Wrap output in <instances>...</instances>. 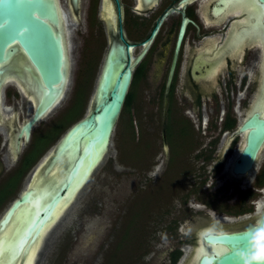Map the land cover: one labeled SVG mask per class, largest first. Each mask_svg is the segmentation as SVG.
<instances>
[{"label":"flooded vegetation","instance_id":"obj_1","mask_svg":"<svg viewBox=\"0 0 264 264\" xmlns=\"http://www.w3.org/2000/svg\"><path fill=\"white\" fill-rule=\"evenodd\" d=\"M66 4L78 22L75 31L83 46L93 40L108 45L105 58L111 48H123L132 71L127 95L133 138L145 137L144 149L150 150L152 135L159 136L161 156L148 172L158 167L156 177L168 180L164 191L176 198L173 213L164 211L167 217L127 248L126 255L118 256L122 258L116 264H199L202 258H221L229 246L207 237L243 232L264 218V137L251 167L234 173L249 133L264 130L263 4L260 0H66ZM66 27L74 30L67 21ZM7 67L0 64L5 70L0 74V211L31 181L33 186L51 176L52 170L46 172L56 153L55 134L45 141L51 124L40 127L44 118L25 140L23 126L35 106L19 80H8ZM137 86L144 88L143 100L152 109L149 116L159 120L156 127L137 126L139 90L133 96ZM254 117L261 125L247 123Z\"/></svg>","mask_w":264,"mask_h":264},{"label":"water","instance_id":"obj_2","mask_svg":"<svg viewBox=\"0 0 264 264\" xmlns=\"http://www.w3.org/2000/svg\"><path fill=\"white\" fill-rule=\"evenodd\" d=\"M260 2L264 13V0ZM247 34H250L249 30ZM68 39L66 20L59 0H0V64H8V80H19V86L31 95L35 106L32 118L23 126L26 141L31 127L45 118L64 97L70 69ZM4 72L0 70V74ZM131 75V66L125 62L123 48H111L100 69L91 109L67 130L55 146L53 164L65 150L70 149L73 158L70 160L66 155V165L61 167L56 183L45 178L38 189L30 185L0 219L2 233L13 224L19 211L24 207L30 209L29 212L23 210L26 217L14 227L13 235L18 233L10 245L13 253L4 264L17 263L19 256L22 261L23 252L36 241L40 231L50 221L57 204L68 199L74 181L85 178L103 148H106L105 156L129 91ZM247 123L252 126L261 125L255 117ZM263 137L264 130L261 128L249 133L240 162L234 167L235 174H243L251 167ZM260 228H264V218L258 226L246 231L209 236L207 239L228 245L229 240L250 237L248 249L254 243L255 250L259 251L257 259L260 260L264 259V232H259ZM2 241L0 234V245ZM230 253L229 247V251L221 258H202L199 264H237L238 259H233Z\"/></svg>","mask_w":264,"mask_h":264},{"label":"rangeland","instance_id":"obj_3","mask_svg":"<svg viewBox=\"0 0 264 264\" xmlns=\"http://www.w3.org/2000/svg\"><path fill=\"white\" fill-rule=\"evenodd\" d=\"M60 2L65 20L74 30H68L70 69L64 98L40 126L51 124L46 129L45 141L58 131L53 147L91 109L108 50V45L100 46L94 40L83 46L82 38L75 31L78 22L72 19L66 0ZM80 22L83 23V19ZM138 87L133 93L134 96L139 90L135 109L137 126L156 127L159 120L149 116L152 109L143 100L144 88ZM132 119V111L123 107L107 153L51 228V244L48 248H44V244L36 264H116L117 258H122L118 256L126 255L127 248L145 238V232H150L161 218L167 217L164 211L173 213L176 198H170L164 191L167 178L156 177L158 167L148 172L154 160L161 156L159 136L153 134V145L145 150V137L138 141L133 138ZM22 192L8 198L0 211V219Z\"/></svg>","mask_w":264,"mask_h":264},{"label":"bare ground","instance_id":"obj_4","mask_svg":"<svg viewBox=\"0 0 264 264\" xmlns=\"http://www.w3.org/2000/svg\"><path fill=\"white\" fill-rule=\"evenodd\" d=\"M107 12H108V15L111 16L110 10H108ZM219 18H220V16H219ZM105 150H106V148H103L102 149L101 153L99 154V159L95 162V164L89 170V172L85 176V178L82 179V180H79L78 179V180L74 181V183L70 187V188H72V190H71V193L68 195V199L65 202H62V203H58L57 204V206L55 207V209L52 212L50 221L40 231V233L37 236L36 241L33 244H31L29 247H27L25 249V251L23 252L22 261L20 262V256H19L17 258V260H16L17 263L14 262L13 264H36V263L39 262V259L41 257V255H39L40 254V251L41 250H44V248H48L49 245L51 244V240H50V238H52L51 237V234H52L51 228L60 219V217H62V215L65 212V210L75 200V198H76L77 194L79 193V191L85 186V184L88 181V179L90 178L91 174L94 172V170L96 169V167L99 165V163L103 159ZM66 155L68 156L69 159L70 158H73V152L70 149L69 150H65V151H63L59 155L58 159L54 162V164H52V167L49 169V171L52 170L51 176L48 177V179L51 180L50 181L51 183H56L57 178H59L58 177V173L60 172L61 167L64 168V165H66V162H67ZM59 163H61L62 165L61 164L59 165ZM37 173H38V171L36 172V174ZM36 174H35V178L37 177ZM44 179L45 178H41L40 180H38L37 182H35V184H33V186H35L36 189L40 188V185H41V183H42V181ZM33 181H34V179H33ZM32 183L33 182L31 181V183L29 184V186L32 185ZM23 210H26L27 212H29L30 209L29 208L27 209L26 207H24ZM23 210L19 211V213H18L15 221L13 222V224L11 226L7 227V229H5L2 233H0L2 235V238H3V241H2V243L0 245V264H4V262L7 261L12 256V253L13 252H12V249H11V246L10 245L13 243V241H14L15 237L17 236V233H18V232H16L13 235L14 227L18 225V223L21 221L22 218L26 217V213L23 212ZM24 220H26V218ZM4 243H8V244L5 245ZM44 244H46V245L43 248Z\"/></svg>","mask_w":264,"mask_h":264},{"label":"clouds","instance_id":"obj_5","mask_svg":"<svg viewBox=\"0 0 264 264\" xmlns=\"http://www.w3.org/2000/svg\"><path fill=\"white\" fill-rule=\"evenodd\" d=\"M259 232H264V228L258 229ZM255 239V234L253 235V240ZM256 246L251 243L250 249L247 251H240L238 253L237 264H264V259H257V254L259 251L255 250Z\"/></svg>","mask_w":264,"mask_h":264},{"label":"snow or ice","instance_id":"obj_6","mask_svg":"<svg viewBox=\"0 0 264 264\" xmlns=\"http://www.w3.org/2000/svg\"><path fill=\"white\" fill-rule=\"evenodd\" d=\"M251 238L250 237H242L239 240H229L228 246L231 249L230 255L233 257V259H238V253L240 251H247L248 245L250 244Z\"/></svg>","mask_w":264,"mask_h":264},{"label":"trees","instance_id":"obj_7","mask_svg":"<svg viewBox=\"0 0 264 264\" xmlns=\"http://www.w3.org/2000/svg\"><path fill=\"white\" fill-rule=\"evenodd\" d=\"M129 105H130V97L127 95L123 107L128 110L129 109Z\"/></svg>","mask_w":264,"mask_h":264}]
</instances>
